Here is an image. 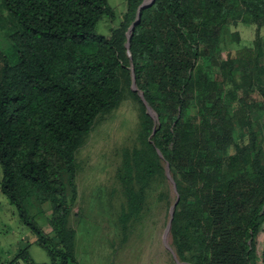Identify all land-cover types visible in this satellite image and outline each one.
I'll use <instances>...</instances> for the list:
<instances>
[{"label":"trees","instance_id":"16d2710c","mask_svg":"<svg viewBox=\"0 0 264 264\" xmlns=\"http://www.w3.org/2000/svg\"><path fill=\"white\" fill-rule=\"evenodd\" d=\"M123 2L119 23L104 35L97 23L115 16L107 0H0V29L10 42L0 49V192L49 257L35 262L25 245L4 264H78L67 226L77 197L75 153L95 118L120 103L131 65L158 118L139 99L143 146L124 154L118 173L122 220L141 211L163 159L179 196L171 221L179 258L195 249L192 264H264V160L252 154V140L234 142L224 98L247 101L223 92L221 81L225 74L236 86L241 68L230 57L211 64L227 24L264 25V0H154L140 8L131 58L127 32L143 0ZM244 52L242 67L253 65L254 79L264 75L260 38ZM231 146L235 153L225 154ZM34 203L49 204L51 236L30 213Z\"/></svg>","mask_w":264,"mask_h":264},{"label":"rangeland","instance_id":"374dc122","mask_svg":"<svg viewBox=\"0 0 264 264\" xmlns=\"http://www.w3.org/2000/svg\"><path fill=\"white\" fill-rule=\"evenodd\" d=\"M114 9V19L104 16L96 25V32L108 35L111 27L119 23L125 4L123 0H107ZM261 40V56L257 62L264 65V25L238 19L220 32L217 50L211 60L224 62L233 59L236 86L230 77L222 75L223 92L237 91L245 94L246 103L241 106L235 97L224 98L226 114L233 122L232 137L235 143L248 145L252 140L253 153L264 160V75L251 76L254 66L242 67L245 48L254 47ZM10 42L0 29V49L6 50ZM251 77V79H250ZM132 84L123 83L120 103L107 113L98 115L82 145L75 153L77 172L75 176L77 197L70 204L67 226L74 231V257L78 264H184L190 262L192 251L184 253L187 260L179 258L171 233L166 244L164 232L170 218V208L176 200V183L166 161L161 160L162 170L156 174L145 189L144 203L137 215L122 220L126 198L118 173L123 167L124 154L142 148L140 122L143 103ZM131 91L138 95L135 97ZM235 153L228 147L225 154ZM169 168V165H168ZM175 183V186L169 176ZM178 177V176H177ZM1 178V170H0ZM68 196L70 190L67 189ZM30 213L35 216L43 232L51 236L48 219L51 208L48 203L36 204ZM33 234L24 225L7 198L0 192V264L11 259L20 248L28 246L35 262H48L44 249L32 243ZM264 239L263 230L258 240Z\"/></svg>","mask_w":264,"mask_h":264},{"label":"water","instance_id":"95a60500","mask_svg":"<svg viewBox=\"0 0 264 264\" xmlns=\"http://www.w3.org/2000/svg\"><path fill=\"white\" fill-rule=\"evenodd\" d=\"M153 1H154V0H143V2L141 3V5H140L139 8H138V12H137V16H136L135 21L131 24V26H130L129 29H128V32H127L128 40H127L125 46H126L127 54H128V56H129V58H131V54H130V52H129V38H130V36H131V32H132V30H133V28H134V25L139 21L140 8H141V7H145V6L150 5ZM130 69H131V76H132V83H131V84H132V85H131V86H132V90H133V91H136V92L139 94V97L141 98V100L143 101V103H144V105H145V107H146V113L149 114V115L152 117V119L154 120V122H156V121H157V118H158V117H157V114H156L155 111L150 107V105L145 101L142 91L138 89V87H137V85H136V83H135V77H134L133 65H131ZM153 132H154V131H153ZM153 132H152V134H153ZM159 156L161 157L162 155L159 153ZM166 172H167V174H168V172H169L168 163H166ZM168 176H169L170 180H172V178L170 177V175H168ZM172 182H173V184H174V186H175V183H174L173 180H172ZM176 192H177V190H176ZM178 200H179V196H178V193H177L176 200H175V202L173 203V205H172L171 208H170V218H169V222H168V224H167V227H166V230H165V232H164V236H163V237H164V241H165V239H166V236L168 235L169 228H170V224H171V221H172V218H173V215H174L175 206H176ZM164 243L166 244V241H165ZM184 264H189V263L184 262Z\"/></svg>","mask_w":264,"mask_h":264}]
</instances>
